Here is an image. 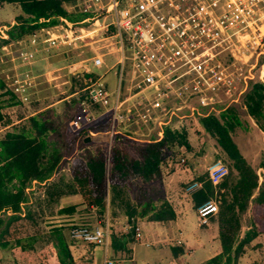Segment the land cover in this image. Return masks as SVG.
<instances>
[{
  "label": "trees",
  "instance_id": "obj_1",
  "mask_svg": "<svg viewBox=\"0 0 264 264\" xmlns=\"http://www.w3.org/2000/svg\"><path fill=\"white\" fill-rule=\"evenodd\" d=\"M80 1L83 0H0V8L6 4H17L22 10V15L15 19V25L9 26L6 33L8 39L0 40V51L5 46L31 37L41 29L57 26L60 18L72 23L86 19L87 14L75 21L66 9L67 5H76ZM91 77H82L80 91ZM7 95L12 101L19 102L0 76V101ZM84 100L85 97H82L73 101L72 105L66 107L64 115L50 108L41 109L26 119L29 127L8 132L0 139V249H8L12 243L24 250L31 249L34 242L41 238L43 234L26 235L29 227L27 223L36 225L30 211L23 216L22 205L29 202L26 190L34 182L49 187V181L57 173L60 163L72 157L78 148L85 150L72 167L74 185L68 186L66 191L56 185L50 186L48 193L51 199L81 195L84 205L95 209L97 221L100 222L104 221L108 210L115 217L118 216L116 210H123L131 224L139 219L164 225L174 221L175 212L163 191L156 187L155 181L162 180L163 153L169 147H189L185 131L166 127L161 140L153 139L134 147L137 157L131 155L119 140L111 150L97 147L92 151L87 149L88 145L84 141L90 132H100V129L79 130L73 137L70 135ZM245 104L248 115L264 132V77L252 85ZM3 108L0 102V125L5 120ZM200 123L217 140L232 164L230 173L217 187L213 186L207 175L205 179H195L203 181L204 186L192 196L194 210L197 211L198 207L215 197L219 203L217 224L221 253L203 264H238L245 248L256 238L264 236V181L259 183L257 171L248 163L232 138L231 133L240 125L234 110L222 113L220 118L213 114L200 117ZM9 126L11 124L6 125ZM259 168L264 171V158ZM135 179L141 181L133 188L135 203L132 204L127 197V190L130 181ZM249 212V231L242 237L243 217ZM76 213L75 206L60 211L61 215L68 216ZM135 226H132L133 231ZM45 238L50 250L49 263L75 264L62 227H55L45 234ZM26 240L30 243L28 247L24 244ZM182 254L180 250L176 256Z\"/></svg>",
  "mask_w": 264,
  "mask_h": 264
},
{
  "label": "rangeland",
  "instance_id": "obj_2",
  "mask_svg": "<svg viewBox=\"0 0 264 264\" xmlns=\"http://www.w3.org/2000/svg\"><path fill=\"white\" fill-rule=\"evenodd\" d=\"M12 7L14 6H7L5 10H0V15L6 11L12 12L14 9ZM66 9L75 21L81 20L86 15L75 5H67ZM103 18L104 16L101 15V22ZM1 19H5V22ZM7 21L6 15L0 18V40L3 36H6L7 31L10 29L9 26L11 24ZM81 22L72 23L74 33L71 36L72 42L70 45L62 46L61 48H51L49 51L41 52L37 57L38 62L33 68L34 74L42 76L36 80L35 88L30 90L32 96L29 104L22 103L20 100H18L19 102L12 101L10 95L1 99V105L4 107L2 113L5 120L0 125V139L8 132H18L22 127H29V122L26 119L41 109L50 108L55 110L57 114L64 115L66 107L72 105L73 101L84 97L85 94L79 92L84 75H90L95 80L107 72L104 75V83L108 90L114 91L117 89L121 67L110 68L115 61L112 59H107L106 61V58L111 56L104 58L107 67L98 69L94 68L91 60L88 61L93 56V50H98L99 52L107 51H100L107 42L94 43L101 40L103 32L95 34L91 32L99 29L100 25L93 26L92 22L88 24ZM82 28L86 30L84 33L80 31ZM21 50L22 45L15 43L9 46L8 51H0V76L6 81L9 89H13V79L16 77V73L20 71L18 65L21 62L19 59ZM243 55L252 57L247 66L238 67L241 68L239 73L247 78V82L246 84H237L232 89L231 94L221 93L214 99L206 100L205 103L200 98L193 97L187 100H173L168 105L156 108V116L159 115L163 121L169 120L173 129L185 131L187 142L189 143L188 148L169 147L163 153L162 180H156L155 185L163 191L165 196L170 198V201L173 200L171 197L173 195H187L184 192L185 187L195 179H205L207 167L217 160L224 162L228 166L230 173L232 164L227 155L219 147L217 140L208 134L200 123V117L213 114L220 118L222 113L230 109L236 112V116L240 121V125H237L231 133L232 138L248 163L257 171L259 183L261 184L264 181V171L259 168L264 158V132L248 115L245 104L246 95L252 85L261 81L264 77V47L257 52L254 50L241 51L239 56L242 57ZM232 61L230 51L222 55L224 66L231 65ZM22 77L19 75V78L22 79ZM128 77L129 75L126 73L124 86L127 84ZM85 84L87 85V82ZM23 85H26V83ZM74 93L78 94L72 97ZM124 93L125 89H123ZM152 103L154 106L157 104L156 101H152ZM133 107L130 105L129 123L126 126L119 127L118 134L114 136L110 134V115L103 112L101 108L93 107L92 110L96 119L91 123L84 121L81 130L100 129L98 130L100 132L89 133L91 142L89 144L84 143L88 145L87 149L92 151L97 147L112 149L119 140L124 143V147L131 155L137 157L134 149L136 145L147 143L151 139H158L159 130L161 129L158 123L143 120L144 109ZM177 107H181L179 112L176 111ZM167 109H171L169 113ZM8 124H11V126L6 127ZM136 127L138 130L136 134L129 132V130L134 131ZM77 132L78 130L73 129V131H70V135L73 137ZM142 134L146 136L149 134L151 137L140 136ZM128 136H131V138H128ZM84 150L81 148L76 149L72 157L64 159L60 163L57 173L51 179V187L56 185L66 191L68 186L74 185L72 167L81 158ZM136 184L138 185L139 181H130L128 194H133L132 190ZM49 187L40 186L35 182L32 183L26 190L29 202L22 205L23 216L30 211L36 221L35 226L27 223L29 227L26 229V235L30 233L31 235H43L34 242L31 249L24 250L13 243L8 249H0V264H51L49 263L50 250L47 248L45 234H48L55 227L64 229V235L70 245L75 264H79L76 259H86L89 256L85 251L92 250L93 247L71 240L69 231L74 225H97L100 221H97L96 212L92 213L89 211V208L84 205V201L82 202V196L78 198L76 197L77 195H67L62 198L51 199L48 193L50 191ZM189 196L188 198L191 200L193 195ZM79 200L81 204H75ZM186 205L182 219L185 220L184 222L187 225H184L185 227L183 228L180 226L181 235L178 234L173 237L174 230L172 229L169 231L170 235L166 234L163 236H152L151 234H144L143 231L142 241L131 245L134 261H127L124 264H169L172 246L176 244L174 240L180 238L185 242L186 248L195 253L207 248L211 244L212 239L209 237L204 241H200V243L197 242V236H200L205 229L202 232L197 230L199 223L197 212H195L191 202ZM70 206L78 208L75 215L60 214L63 208ZM250 219V212L243 217L242 237L249 231ZM217 223L218 216L216 215L212 218L211 223L207 225L214 231V236L218 234ZM112 230L113 228H111L110 237ZM196 231L197 233L194 234ZM24 244L28 247L30 243L26 240ZM105 251V244L96 246L95 262L93 264H103ZM109 256L114 258V253L111 249H109ZM238 264H264V236L259 239L256 238L245 248V253Z\"/></svg>",
  "mask_w": 264,
  "mask_h": 264
},
{
  "label": "built area",
  "instance_id": "obj_3",
  "mask_svg": "<svg viewBox=\"0 0 264 264\" xmlns=\"http://www.w3.org/2000/svg\"><path fill=\"white\" fill-rule=\"evenodd\" d=\"M75 6L88 15L81 23L100 25L99 29L91 31L103 32L101 40L96 42H107L100 50L106 52L94 51V67L105 65L104 58L108 56L115 58L114 67H121L114 91L108 90L104 76L88 79L86 87L80 91L85 94V100L73 123L78 131L84 121L91 123L96 119L92 109L99 107L110 115V134L114 136L119 127L129 123L131 105L144 109L143 120L158 123L161 129L155 140H161L166 127L175 129L169 120L156 116V108L173 100L193 97L205 103L221 93L231 94L237 84H246L247 78L239 73L241 68L238 67L247 66L252 58L240 57L239 53L257 52L264 47V0H83ZM101 15L104 16L102 22ZM72 28V22L60 18L57 26L41 29L16 43L22 45L21 62L11 90L22 103H30V90L42 76L34 74L37 57L51 48L70 45ZM84 29L80 31L84 33ZM9 46L2 50L8 51ZM228 51L233 61L224 66L222 55ZM126 73L129 77L124 86ZM152 101L157 102L156 106ZM180 109L177 107L176 111ZM170 110L167 109L168 113ZM205 174L217 187L228 176L229 168L217 160L207 167ZM202 188V181L193 180L185 187V193L191 196ZM196 212L199 225H209L219 212L217 197L198 207ZM134 231L135 238L141 241L142 229L135 227ZM69 236L84 244L107 242L110 237L108 218L105 224L74 225ZM120 263L106 255L103 264Z\"/></svg>",
  "mask_w": 264,
  "mask_h": 264
},
{
  "label": "crops",
  "instance_id": "obj_4",
  "mask_svg": "<svg viewBox=\"0 0 264 264\" xmlns=\"http://www.w3.org/2000/svg\"><path fill=\"white\" fill-rule=\"evenodd\" d=\"M7 6H14V7H12V8H14L13 11L12 12H10V11L3 12L0 15V18L3 17V15H6V18H8L7 22L10 23L12 26L15 23L16 17L22 15V10H21L20 6L17 4H6L2 8H0V10L1 11L5 10ZM1 20H3V22H5L4 21L5 19H1ZM94 43H97V42H94ZM95 52L97 54L100 53L98 50ZM93 57H94V50H93V56L90 57L88 59V61H90V60L92 61ZM107 59H112L115 61L114 57L106 58V61H107ZM106 61H105V65H102L99 67H94V68L98 69V68H102V67H107ZM115 63H116V61H115ZM115 63L113 64L114 66L116 65ZM106 73L107 72H105L101 76H104ZM45 109H43V110H45ZM40 111H37L34 115H36ZM137 131H138L137 127L135 128L134 131L129 130V132H133V134L134 133L136 134ZM140 136H146V135L142 134ZM146 137L150 138L151 136L148 134ZM128 138H131V136H128ZM133 140H135V139H133ZM136 141H139V140H136ZM149 141H152V139ZM135 180H137V179H135ZM137 181H141V180L139 179ZM51 182H52V180L49 181V184ZM132 192H133V190H132ZM184 192H185V189H184ZM127 195H128L127 197L129 198L130 203L134 204L135 202L133 200V194L132 193L128 194V190H127ZM188 196L189 195H184V196L173 195V196H171L173 198L172 201H170L169 197L165 196L167 201L170 203V205L172 206V208L175 212L174 221L168 223V225L149 222L147 219H143V220L139 219L134 224L133 223L131 224V223H129L128 218L125 215L123 210H116V212H118V217H115V215H113L112 212L110 210H108L103 224H105V221L108 218L110 231H111V228H113V230H112V235H111V237H109L108 241L102 243V244H105V246H106L104 259H105V256L107 255L108 258H110V259H113L116 261H121L120 264H124L127 261H131V262L134 261L132 253H131L132 252L131 245H134L136 242L142 241V240L138 241L135 238V231L132 230V226H134V225H136L135 227H140L142 229V236H143V231H144V234L145 233L148 235L151 234L152 236L153 235L154 236H156V235L163 236L166 234L170 235L169 234L170 229L174 230L173 237L175 235L177 236L178 234L181 235L182 234L181 228L185 227L184 225H187V223L184 222L185 220L182 219V217L184 215L185 206H187L186 204L189 202H191L192 206H193V200H192V198L190 200L188 198ZM76 197L79 198V197H81V195H77ZM82 202H83V200H82ZM79 203L81 204L80 200L76 201L75 204H79ZM193 208H194V206H193ZM89 211L93 213V212H95V209L92 208V209H89ZM180 226H181V228H180ZM204 229H205V231H203ZM197 230L201 231V232L203 231V233L200 236H197V242L200 243V241H204L205 239L210 237L212 239L211 244L207 248L195 253L192 250L186 248V244L181 238L174 240V242L177 245L174 244L175 246H172V255H171V258L169 260V264H174V263H176V264H203L206 261L212 259L213 257H215L221 253V243H220L218 234H215V236H214V231H212L208 226H205V227L200 226L199 223L197 225ZM196 233H197V231L194 232V234H196ZM85 245L92 246L94 249L92 248V250L85 251L89 255L86 259L79 258V259H76V261L79 264H90V263L93 264L95 262V254H96L95 248L98 245H94V244H85ZM109 249H111L112 252L114 253V258H111L109 256ZM180 250H182L184 254L177 257L176 253L179 252ZM87 260H88V262H87ZM103 263H104V261H103Z\"/></svg>",
  "mask_w": 264,
  "mask_h": 264
},
{
  "label": "water",
  "instance_id": "obj_5",
  "mask_svg": "<svg viewBox=\"0 0 264 264\" xmlns=\"http://www.w3.org/2000/svg\"><path fill=\"white\" fill-rule=\"evenodd\" d=\"M90 142H91V137H88V138L84 141L85 144H89Z\"/></svg>",
  "mask_w": 264,
  "mask_h": 264
}]
</instances>
